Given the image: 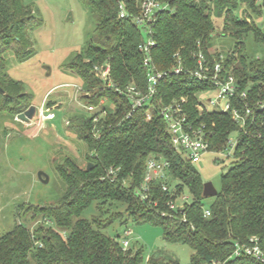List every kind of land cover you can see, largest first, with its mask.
Here are the masks:
<instances>
[{
    "label": "trees",
    "instance_id": "1",
    "mask_svg": "<svg viewBox=\"0 0 264 264\" xmlns=\"http://www.w3.org/2000/svg\"><path fill=\"white\" fill-rule=\"evenodd\" d=\"M159 1L168 3L169 10L157 15L152 27L155 68L169 70L177 54L185 70L193 69L192 57L200 51L211 67L221 63L222 76L236 80L238 95L246 94L244 99L233 98V106L243 112L249 108L252 114L240 127L230 113L206 108L198 96L214 87L189 79L185 73L161 79L149 120L150 104L131 112L123 92L129 85L142 92L147 86L138 52L144 36L133 20L140 12L137 0H79L94 28L84 47L70 59L67 71L80 80V100L97 111L89 116L73 114L68 131L85 146L88 163L80 168L75 160L65 158L55 166L63 185L61 197L50 205L25 208L31 222L41 221L35 229L16 224L0 234V264H140V251L124 249L117 236L106 233L115 222L125 224L128 219L159 227L165 242L187 246L192 251L190 264H261L248 256L231 257L236 243L247 244L253 238L264 252V113H254L257 103H264V55H247L244 43L251 36L264 50V30L258 25L264 16V0ZM119 2L128 13L123 19L118 17ZM239 6L243 10L236 16ZM35 11L24 0H0V115L10 118L25 112L32 96L8 75L5 56L12 52L22 63L34 55L31 34L41 26ZM214 17L222 18L217 31ZM216 37L234 41L224 57L213 45ZM95 64L110 66L113 87L94 75ZM182 99L187 123L203 130L208 151L226 150L229 138L236 135L231 166L207 207L208 217L204 216L202 178L194 164L173 148L157 111ZM102 111L106 116L94 123L93 117ZM151 158L169 164L168 179L151 182L148 198L142 201L139 192ZM88 164H92L90 170ZM110 170L114 174L107 177ZM184 190L192 202L171 210L169 203H175ZM118 205L125 207L126 217L108 213ZM91 207L96 214L84 218ZM149 264L179 263L155 254Z\"/></svg>",
    "mask_w": 264,
    "mask_h": 264
},
{
    "label": "rangeland",
    "instance_id": "2",
    "mask_svg": "<svg viewBox=\"0 0 264 264\" xmlns=\"http://www.w3.org/2000/svg\"><path fill=\"white\" fill-rule=\"evenodd\" d=\"M31 5L41 20L31 38L34 55L19 63L12 52H7L6 72L15 81L23 84L25 93L32 96L31 106L36 113L28 123L0 115V234L7 233L16 224H23L31 230L40 220L31 222L26 209L28 206H42L56 203L61 197L63 185L55 171V166L65 158L75 160L80 168H85V146L68 131L69 119L75 113L89 116L85 104L80 100V80L67 71L70 59L87 42L94 22L79 0H24ZM243 8L238 7L234 14L239 16ZM216 31L222 26V18H215ZM258 25L264 30V16ZM245 53L260 58L264 50L256 46L251 36L244 39ZM234 41L229 37H216L214 47L221 56L233 48ZM222 58V57H221ZM216 93L206 91L199 94L206 108H211L207 100L213 101ZM51 102V103H50ZM54 115L51 120L47 116ZM236 135L229 138L227 149L221 152L206 151L200 161L194 164L203 183H212L218 190L221 176L231 166L233 145ZM48 177L46 184L38 179V174ZM192 202V197L184 190L175 200L177 208ZM212 198L203 200L204 208ZM125 207L112 206L109 214L124 213ZM96 214L94 207L83 215L90 219ZM107 216V215H106ZM48 227H53L48 224ZM125 232H129L125 235ZM106 233L126 241L125 248L132 253L141 252V263L149 264L155 254L175 259L179 264H190L192 251L179 243L163 240L159 227L150 224H137L128 219L125 224L119 221L107 228Z\"/></svg>",
    "mask_w": 264,
    "mask_h": 264
},
{
    "label": "built area",
    "instance_id": "3",
    "mask_svg": "<svg viewBox=\"0 0 264 264\" xmlns=\"http://www.w3.org/2000/svg\"><path fill=\"white\" fill-rule=\"evenodd\" d=\"M139 15L134 17L135 24L142 30L144 40L138 45V52L143 57V67L146 73V90L142 92L135 85H129L123 92L131 103V112L136 109L142 108L146 105H151V102L157 94L158 86L161 79L168 74L179 75L185 73L189 79L202 82L203 84H209L214 87L216 93L213 101L207 100L210 104V109H215L224 113H230L231 118L240 127L245 125L247 117L252 114L249 108L242 110L236 108L232 104L233 98L239 96L241 99L246 97L245 93L238 95V86L236 80L232 76H222L221 63L216 62L212 67L202 52H197L193 55L192 60L195 64L193 69H184L182 60L177 54L174 55L175 65L167 71H159L155 68L151 56L152 49L155 46V41L152 37V27L155 23L156 16L169 10V4L160 2L159 0H137ZM128 15L126 7L123 2H119V14L120 19L125 18ZM92 72L99 78L108 88L113 87L110 80V66L108 64L93 65ZM184 100L180 102H174L172 104L160 107L157 111L159 116L162 117L166 125V131L169 135L173 148L185 159L191 163L196 164L200 161L202 154L208 151V143L205 140L204 132L201 128H193L190 123H187V117L182 108ZM103 105L104 102L102 101ZM151 109L154 106H150L149 111L146 114L147 120L151 118ZM87 112L90 115L96 113L97 108L94 106H87ZM99 110V109H98ZM202 111V107H199ZM264 113V103H257V108L254 113ZM107 112L102 111L99 116L93 117V122L97 123L100 117L106 116ZM54 118V115L47 116L48 120ZM95 136L97 134L95 133ZM229 144V143H228ZM234 146V145H233ZM169 164L163 160L150 159L147 163L146 173L144 181L140 190V199L146 201L149 194V185L155 180H167ZM114 171L110 170L107 173V177L113 175ZM167 188L164 187V190ZM169 207L171 210L176 209L174 203L170 202ZM204 216H209L207 208L204 209ZM129 232H125L128 235ZM125 249L128 243L124 241L122 243ZM248 256L255 259L257 262L264 264V252L260 249L257 243V239H250L247 244H235V249L231 258ZM211 264H220L213 262Z\"/></svg>",
    "mask_w": 264,
    "mask_h": 264
},
{
    "label": "water",
    "instance_id": "4",
    "mask_svg": "<svg viewBox=\"0 0 264 264\" xmlns=\"http://www.w3.org/2000/svg\"><path fill=\"white\" fill-rule=\"evenodd\" d=\"M36 113V108L35 106H30L25 112L18 114L16 116V119L20 122L23 123H28L29 121L32 120V118L34 117ZM92 168V164H88L87 166V170H90ZM38 179L40 182L46 184L48 182V177L43 174V173H39L38 174ZM217 194V190L216 188L212 185V183H204L203 184V192H202V196L204 198H213L215 197Z\"/></svg>",
    "mask_w": 264,
    "mask_h": 264
}]
</instances>
